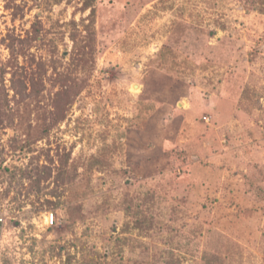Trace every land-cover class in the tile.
<instances>
[{
  "label": "rangeland",
  "instance_id": "rangeland-1",
  "mask_svg": "<svg viewBox=\"0 0 264 264\" xmlns=\"http://www.w3.org/2000/svg\"><path fill=\"white\" fill-rule=\"evenodd\" d=\"M0 264H264V0H0Z\"/></svg>",
  "mask_w": 264,
  "mask_h": 264
},
{
  "label": "built area",
  "instance_id": "built-area-1",
  "mask_svg": "<svg viewBox=\"0 0 264 264\" xmlns=\"http://www.w3.org/2000/svg\"><path fill=\"white\" fill-rule=\"evenodd\" d=\"M49 222L51 223V225H54L55 224V215L52 214L50 217H49Z\"/></svg>",
  "mask_w": 264,
  "mask_h": 264
}]
</instances>
